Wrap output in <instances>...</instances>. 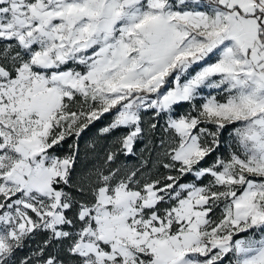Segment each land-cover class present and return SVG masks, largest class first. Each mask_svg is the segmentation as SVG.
I'll use <instances>...</instances> for the list:
<instances>
[{"label": "snow or ice", "instance_id": "snow-or-ice-1", "mask_svg": "<svg viewBox=\"0 0 264 264\" xmlns=\"http://www.w3.org/2000/svg\"><path fill=\"white\" fill-rule=\"evenodd\" d=\"M0 264H264V0H0Z\"/></svg>", "mask_w": 264, "mask_h": 264}, {"label": "trees", "instance_id": "trees-1", "mask_svg": "<svg viewBox=\"0 0 264 264\" xmlns=\"http://www.w3.org/2000/svg\"><path fill=\"white\" fill-rule=\"evenodd\" d=\"M107 123V120L98 122L96 127L93 128L86 136L83 137V139L81 140V149H82V153L83 150L85 149L86 145L93 139H97L98 138V143H97V148L100 152V155L102 156L104 154V150L108 147V141H106L103 137H99V128L103 127L104 124ZM161 125H163L164 121L160 122ZM140 147H143V145L141 144ZM153 159H155V156H153ZM120 162L122 164H126L128 166H136L139 164V158L138 156H129V157H121L120 158ZM161 171H163L161 169ZM38 239H40L38 237ZM28 251V249L26 248L23 252H21V256H23L26 252Z\"/></svg>", "mask_w": 264, "mask_h": 264}]
</instances>
